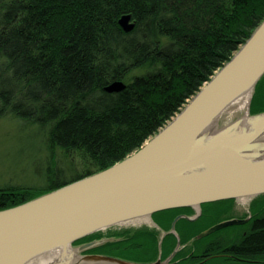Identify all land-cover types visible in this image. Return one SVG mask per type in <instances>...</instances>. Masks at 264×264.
Masks as SVG:
<instances>
[{
	"label": "trees",
	"instance_id": "1",
	"mask_svg": "<svg viewBox=\"0 0 264 264\" xmlns=\"http://www.w3.org/2000/svg\"><path fill=\"white\" fill-rule=\"evenodd\" d=\"M123 15L134 23L129 32L118 23ZM263 20L264 0H0V121L20 129L25 142L16 155L31 167L29 182L0 186V210L139 150ZM114 82L124 89L107 92ZM260 112L264 76L250 108ZM233 202L203 204L197 219L177 220L178 238L171 224L191 207L154 213L158 231L109 232L111 241L84 252L150 263L168 258L179 239L184 247L169 264H264V195L246 224L197 239L225 220ZM102 238L97 232L72 245Z\"/></svg>",
	"mask_w": 264,
	"mask_h": 264
},
{
	"label": "water",
	"instance_id": "2",
	"mask_svg": "<svg viewBox=\"0 0 264 264\" xmlns=\"http://www.w3.org/2000/svg\"><path fill=\"white\" fill-rule=\"evenodd\" d=\"M130 21V15H123L118 23L129 32L134 27ZM263 76L264 20L139 150L105 170L0 210V264H28L97 232L144 217L151 220L157 212L188 207L200 210L207 203L264 195V145L259 144L264 135V112L251 116L253 127L248 130L227 127L214 135L208 132L214 120L246 91L253 92ZM123 89V83L114 82L105 90ZM183 217L175 218L172 233L176 221ZM247 222H220L197 239ZM99 244L93 241L72 248L85 262L82 264H138L81 254ZM166 263L157 260L149 264Z\"/></svg>",
	"mask_w": 264,
	"mask_h": 264
},
{
	"label": "rangeland",
	"instance_id": "3",
	"mask_svg": "<svg viewBox=\"0 0 264 264\" xmlns=\"http://www.w3.org/2000/svg\"><path fill=\"white\" fill-rule=\"evenodd\" d=\"M254 92H255V88L252 92V95H251L252 97H251V101L249 104V115L250 116L263 113V112L256 113V114L250 113V108H251V103H252V99L254 96ZM254 106H258V101H256L254 103ZM19 131H20V129L18 127H16L15 124H13L12 122H6V121L1 122L0 121V186L4 183L8 182L9 180L10 181L14 180L13 182H15V183H20L22 181H28L29 182L31 180L29 178V175L31 172L30 171V168H31L30 165H26L25 162H23L22 160H19L17 158L18 156L16 155L20 146L25 142L24 141V142L20 143L21 142V134L19 133ZM19 140H20V142H19ZM25 177H26V179L24 180ZM257 198L258 197L254 198V199H248L249 201L246 204L241 203L239 200H234V202L231 205L230 212L228 213L225 220H223V221H227V220H231V219H242V220L250 219V217H251L250 207H251L252 203ZM200 215H201V209L198 210V209L192 208V213L189 216H186V215L185 216L188 219H195V218L197 219ZM144 228H150V229L155 228L157 231L159 230V227L154 223V221L151 218L150 223H148V224L147 223H141L139 225H137V224L128 225V226L123 225V226L112 227V228H109L105 231L98 232V233H102L104 235V238L95 240L94 242H100L99 245H101L106 241H111L110 239H112V238H107V234L109 232L114 233V234H120L122 232L133 233L134 231H137L139 229L141 230ZM168 233H171L177 237V234L175 231H174V233L171 232V228H170V231ZM161 235L164 236L165 233H163V231H161ZM223 236L225 237L224 233H223ZM178 242L180 243L179 239L177 241L175 249L177 248ZM84 244H86V243H84ZM81 245H83V244H81ZM81 245H77V246L72 245V247H79ZM189 245H191V243H189L186 248L189 249V247H190ZM183 247L184 246L179 244L177 251L182 249ZM81 254L85 255L86 253L81 252Z\"/></svg>",
	"mask_w": 264,
	"mask_h": 264
},
{
	"label": "bare ground",
	"instance_id": "4",
	"mask_svg": "<svg viewBox=\"0 0 264 264\" xmlns=\"http://www.w3.org/2000/svg\"><path fill=\"white\" fill-rule=\"evenodd\" d=\"M252 90L246 91L243 95L238 97L232 102L211 124L209 128L210 135H214L227 127H238L235 131L248 130L253 127L252 118L249 115V104L251 101ZM238 123L236 124V122ZM235 124V125H234ZM259 144L264 145V135L259 139ZM243 204H246L248 199H239ZM141 223H150L149 217L140 218L128 223V225H139ZM81 258L78 257L77 250L70 246L61 247L52 252L45 253L44 255L30 261L28 264H82Z\"/></svg>",
	"mask_w": 264,
	"mask_h": 264
},
{
	"label": "flooded vegetation",
	"instance_id": "5",
	"mask_svg": "<svg viewBox=\"0 0 264 264\" xmlns=\"http://www.w3.org/2000/svg\"><path fill=\"white\" fill-rule=\"evenodd\" d=\"M179 216H184L183 218L186 217L185 215H179ZM179 216H177V217H179ZM177 217H176V218H177ZM179 219H181V218H179ZM179 219H178V220H179ZM174 220H175V219H174ZM174 220H173V221H174ZM191 221H193V220H191ZM248 221H249V219H248ZM176 222H177V221H176ZM172 223H173V222H172ZM175 224H176V223H175ZM171 225H172V224H171ZM173 252H174V251H173ZM173 252H172V253H173ZM176 253H177V252H176ZM85 255H92V254H85ZM171 255H172V254H171ZM171 255H170V256H171ZM170 256H169V257H170ZM174 256H175V255H174ZM174 256H173V257H174ZM169 257L166 258L165 260H162L161 257L158 256L157 259H156L155 261L150 262V263H154V262H156L157 260H160V262H162V263H164V262L166 263V262H167L166 264H169L170 261H171V259L173 258V257H172L171 259H169ZM116 259H117V258H116ZM138 264H141V263H138ZM142 264H149V263H142Z\"/></svg>",
	"mask_w": 264,
	"mask_h": 264
}]
</instances>
